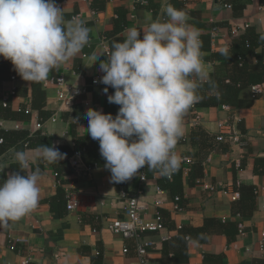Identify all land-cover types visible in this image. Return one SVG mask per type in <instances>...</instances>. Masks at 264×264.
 Here are the masks:
<instances>
[{"label":"crops","instance_id":"0c3cea01","mask_svg":"<svg viewBox=\"0 0 264 264\" xmlns=\"http://www.w3.org/2000/svg\"><path fill=\"white\" fill-rule=\"evenodd\" d=\"M55 2L57 5L61 2L66 22L77 15L85 22L89 43L77 57L52 70L45 81L36 82L35 86L34 82L22 80L10 61L0 63V101L7 100L9 104L0 110V141L5 139L0 152V165L4 166L0 183L8 174L19 171L15 159L18 151H25L32 158L27 174L36 169L41 174L38 206L21 220L11 222L10 227L0 228V264H144L136 255L133 240L108 229V223L125 217V195L139 189L144 191L143 217L154 219L161 212L168 226L162 234L172 238L164 242L159 234H145V239L153 243L149 264H204L208 255L222 260L206 264H255L257 260H264V250L259 248L264 233V91L253 97L252 86L248 85L240 91V106H197L185 114L184 135L175 151L181 160L203 161V169L193 168L192 176L189 169L185 171L182 200L178 202L181 210L176 209L172 192L162 187L164 177L146 167L127 182L113 183L99 149L98 167L89 169L82 160L83 165L75 170L68 161L77 138L90 137L85 118L87 109L106 114L108 96L100 95L92 80L102 77L99 63L106 59V50L113 42L124 39L126 29L146 30L155 20L164 22L165 8L171 4L185 11L187 22L199 30L202 59L211 80L223 79L228 83L230 76L237 75L248 81V74L258 79L264 76V39H261L264 0ZM225 4H232L233 8L227 9ZM214 27L218 28L215 37ZM233 27L238 28L237 35L231 34ZM247 41L257 46L246 54L248 69L242 74L234 68V61ZM59 76H64L69 86L89 91L82 97L87 104L62 106L58 101V87L53 83ZM102 87L107 86L102 84ZM108 90L112 93L113 89ZM199 94L206 101L216 97L215 92ZM24 109L29 113H20ZM195 114L202 119L199 125L193 122ZM51 117H56V121ZM75 117H79L78 122L73 120ZM41 119L44 125L37 129ZM219 123L226 128L221 129ZM234 130L244 145L227 139L216 140L221 132L228 134ZM28 138L32 141L26 147L23 143ZM41 144L54 145L66 154L65 158L55 164L36 158L33 150ZM90 155L97 159L94 152ZM142 174L147 175L145 181L141 180ZM241 186L246 195L253 191L255 196L250 206L247 202L245 214L239 212L242 200L232 201L230 194L224 193V190L238 191ZM58 188L78 200L74 211L67 210L57 195ZM209 219L215 222L203 231ZM230 224H236L238 232L233 233L236 230ZM239 224L244 226L245 235L239 234ZM178 226L183 229L177 230ZM126 248L128 253L124 252Z\"/></svg>","mask_w":264,"mask_h":264},{"label":"clouds","instance_id":"9594fccd","mask_svg":"<svg viewBox=\"0 0 264 264\" xmlns=\"http://www.w3.org/2000/svg\"><path fill=\"white\" fill-rule=\"evenodd\" d=\"M165 13L164 22L155 20L146 30L126 29L124 39L113 42L99 63L103 75L98 82L107 86L105 93L114 89L107 99L119 110L113 116L89 108L85 118L87 134L98 141L113 183L127 182L145 167L171 176L181 164L175 149L184 135L183 117L201 99L204 83L214 87L202 59L199 30L187 22L185 11L168 4ZM88 43L85 22H66L55 0H0V57L26 82L45 81ZM33 151L47 164L60 163L66 155L54 145L41 144ZM15 159L19 171L0 183V228L39 204V169L27 174L32 158L25 151L16 152Z\"/></svg>","mask_w":264,"mask_h":264},{"label":"built area","instance_id":"2783aa9c","mask_svg":"<svg viewBox=\"0 0 264 264\" xmlns=\"http://www.w3.org/2000/svg\"><path fill=\"white\" fill-rule=\"evenodd\" d=\"M58 6H61V2L58 3ZM225 8L227 9H232L233 5L232 4H225ZM79 17V15L76 16V18ZM246 28H249L248 25H246ZM218 28L214 27L212 29V35L215 37L217 35ZM239 33V30L237 27H233L231 29V34L232 35H237ZM110 51V48H107L106 54H108ZM84 58L87 57V55H83ZM101 77L94 78L92 80V84L94 86H97L99 89V94L102 96H109L113 95L114 92L105 93L103 89L105 87H102V83H99L98 81L100 80ZM54 85L58 87V101L61 103L62 106L64 107H72L75 104L82 102L86 103L82 100V97L89 93L86 89H81V88H76L73 86H69L66 82V79L64 76H59L53 80ZM264 91V84H257L252 86V92H253V97H257L258 95L262 94ZM198 103V102H197ZM197 103H195L191 109L194 110L197 106ZM7 103H5L6 105ZM29 113V111H27ZM52 121H56V117H51ZM202 119L200 115L195 114V117L193 119V122L195 125H199L201 123ZM44 125V121L40 120V122L37 125V129H41ZM219 127L221 129L226 128V126L223 123H219ZM229 140L232 143H236L239 145H244L241 141L240 135L237 133L236 130L232 131L231 133H224L221 132L220 135L216 137V140L219 142ZM2 142V140L0 141ZM82 155L80 152H74L72 155L68 157V161L70 166L73 169H78L83 165L82 161ZM181 162H184L186 166L192 162L190 158H183ZM90 169L91 167L88 166ZM188 168H186L187 170ZM110 173V171H109ZM141 180L145 181L146 176L142 174ZM161 190V189H160ZM159 190V191H160ZM143 189H139L136 192L129 193L125 195V202H126V210H125V217L121 219H115L108 223V229L117 235L122 236L125 239H131L135 243V252L136 255L141 259V261L144 264H149V253L153 248V243L151 241H148L145 239V234L147 233H155L159 234L162 241H168L171 239V237L168 234H162L165 232L167 229V225L164 222V218L161 215V213H158L157 216L154 219H146L143 217L142 212L145 209L144 204L142 203V196H143ZM225 194H230L231 200L232 201H237L239 199V192L234 191L233 193H229L228 190H224ZM180 201V197H175V202H176V209L181 210V207L178 205V202ZM157 205H161V201L156 202ZM78 206V200L75 199L72 196H67V210L68 211H74ZM183 229L182 226H178L177 230L181 231ZM244 226L242 224H239V234L240 235H245V230ZM188 239V238H187ZM259 248L260 250H264V233L262 234V239L259 242ZM128 249L126 248L124 250L125 253H128Z\"/></svg>","mask_w":264,"mask_h":264},{"label":"trees","instance_id":"16d2710c","mask_svg":"<svg viewBox=\"0 0 264 264\" xmlns=\"http://www.w3.org/2000/svg\"><path fill=\"white\" fill-rule=\"evenodd\" d=\"M124 24L125 23L123 22V25ZM255 46H257V44L247 41V42H245L244 50L236 55V58L234 61V65H235L234 68L238 72L244 74L247 71L248 67H247L246 62H245L246 54L248 52H250L251 50H253L255 48ZM110 50H111V48H110ZM1 58H0V63H2L4 60L3 58L2 59ZM4 61L7 62L6 60H4ZM262 61L264 62V57H262ZM263 79H264V76H262L258 79H255L252 76H250V74H248V81L241 79L237 75L236 76H230L228 83H226L227 81L223 80V79H213L211 81L213 82L214 87L211 86L209 83H204L201 86V88L199 89V92L204 93V94H206L208 92H215L216 97H212L209 99V101H206L205 97H203L202 94H199L201 99L198 101L196 106H207V105L218 106L220 104H225V105L227 104L228 106L229 105L230 106H240V105H242V101L239 98L240 91L248 85L253 86V85L264 83V82H262ZM260 81H261V83H260ZM33 84H34V86L37 85L36 82H34ZM111 91L114 92V89ZM5 103H7V104L5 105ZM75 105H74V107H75ZM8 106H9V104H8L7 100H1L0 101V110L6 109V108H8ZM118 110H119L118 105L110 104L108 101L106 102V104H105L106 114H112L113 116H115L117 114ZM27 111L28 110L24 109L20 113L28 114ZM41 120H44V119H41ZM31 141H32V139L28 138L23 143L24 146L29 147L31 144ZM3 143H5V139L2 138V142H0V152H1V147H2ZM98 145L99 144L97 143V141H94L93 139H91V137L77 138L76 145L74 147V152L77 151V152L81 153L82 159L87 166H89L91 168L98 167L101 164V162L98 159V154H97V150L99 149ZM91 152L95 153L98 160L95 157H91V155H90ZM186 168H188L190 170L189 174L192 176L193 173L191 174V172L193 171V168L194 169L196 168V170H198V169L202 170L203 169V161H197V162L192 161L187 166L184 162H181L180 167L174 173H172L171 176L164 177L165 183L162 184V187L170 190L175 197H180V201L182 200L183 179H184V174H185ZM194 176H195V174H194ZM146 177H147V175H146ZM241 188H242V186L240 188H238L239 198L242 200L241 201L242 202V209H240L239 212L241 214H245V207L247 206V202L249 203V206H250L252 201L254 200L255 196H254L253 191L251 194L246 195L244 193L245 189L244 188L241 189ZM57 195L65 203V205H67V196H66V193L63 191V189L58 188ZM51 207H52V210L56 211V208L53 204H51ZM252 208H254V205H252ZM161 215H162V213H161ZM163 218H164L165 224L167 225V221H166L164 216H163ZM214 222L215 221L212 219L207 220L206 221V227L203 229V231H206L209 224H214ZM230 225H232V227H235L236 231H234L233 233L238 232V229H237L238 227L236 224L235 225L230 224ZM186 239L189 240L190 237L187 236ZM221 260H222L221 257H214V256L208 255L205 258L204 264H206L208 262H221ZM255 264H264V260H257L255 262Z\"/></svg>","mask_w":264,"mask_h":264}]
</instances>
